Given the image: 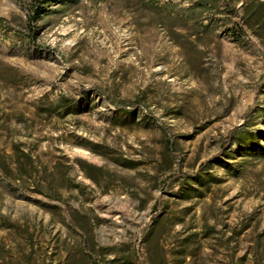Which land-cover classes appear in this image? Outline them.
<instances>
[{
	"label": "rangeland",
	"instance_id": "rangeland-1",
	"mask_svg": "<svg viewBox=\"0 0 264 264\" xmlns=\"http://www.w3.org/2000/svg\"><path fill=\"white\" fill-rule=\"evenodd\" d=\"M43 1L0 0V264H264V0Z\"/></svg>",
	"mask_w": 264,
	"mask_h": 264
},
{
	"label": "trees",
	"instance_id": "trees-1",
	"mask_svg": "<svg viewBox=\"0 0 264 264\" xmlns=\"http://www.w3.org/2000/svg\"><path fill=\"white\" fill-rule=\"evenodd\" d=\"M30 2V6H29V9H28V16L29 18H31L33 21H36L38 20L40 14L43 12V7L44 4H45V1L43 0H28ZM258 4L260 5H263L264 2H259ZM247 14L244 15L243 19L244 20H247ZM92 92L95 91V90H91ZM86 91L81 89V93H85ZM73 101V99H71ZM116 109L118 110H124V107H119V106H116L115 107ZM251 109L244 115V118L247 117L250 113H251ZM239 131V127L237 128H234L232 130L229 131L228 133V140H232L234 137H235V134H237ZM3 160H2V163H1V170L2 172L3 171H7L8 172V164L11 162V157L8 156V155H3ZM22 158H24V160H29V157L27 155H24L22 154ZM90 264H96L94 261H92Z\"/></svg>",
	"mask_w": 264,
	"mask_h": 264
}]
</instances>
